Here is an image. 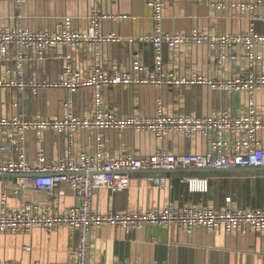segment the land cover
<instances>
[{"label":"crops","instance_id":"crops-1","mask_svg":"<svg viewBox=\"0 0 264 264\" xmlns=\"http://www.w3.org/2000/svg\"><path fill=\"white\" fill-rule=\"evenodd\" d=\"M250 0H177L169 2L163 11L162 27L166 32L205 31L210 34L245 32L250 29L251 14L247 11L230 12L228 6ZM93 0H31L21 8L12 3H0V24L13 21L21 16L22 23L31 30H53L61 20L70 17L75 29L86 31L89 25ZM100 13L110 15H132L126 21H113L106 18L101 23L104 33H114L120 39L108 41L101 48V70L111 73L116 69L130 70L137 52L143 62L153 66L154 48L147 42L138 41L140 37L151 33L155 28L154 12L144 0L103 1L98 6ZM256 15V16H255ZM255 15V29L264 35V7H259ZM230 52L243 54L246 49L236 46ZM216 47L209 45H187L178 48H164L163 66L176 69L181 75L198 72L209 78L228 79L244 74L249 61L227 64L219 71L216 64ZM254 70L264 72V46H255ZM71 56L75 67L84 77L92 74L96 68L94 50L89 44L79 48L52 47L47 59L38 65L26 67L25 79L36 83H55L63 74ZM14 64L0 63V79L16 78ZM95 88L84 86L80 89L64 87H40L36 94L30 89L0 87V118H13L23 113L27 117L49 116L62 118L72 112L76 117H85L93 110ZM105 106L119 116H152L160 99L171 114L204 117L215 112L237 113L245 109L249 96L245 91H228L224 88H212L207 85L195 86H155V85H107L101 88ZM254 101L258 113L264 118V93H256ZM240 135L227 131L223 138L233 141ZM264 138V132L260 133ZM213 135H194L186 137L173 134L158 139L152 133H138L132 129L89 128L75 134L74 153L76 158L82 151L94 152L98 145L113 153L130 151L137 157H145L157 149L172 154H206L211 150ZM69 137L65 132L46 130L38 133L30 130L26 134V160L35 165L40 153L49 161L69 156ZM17 157V151L12 154ZM152 172L137 170L128 173L129 184L120 192L102 188L94 196V209L98 212L124 213L146 211L169 204L184 205L191 199L221 207L225 198L231 196L234 204L240 207H252L239 203V197L245 193L246 184L259 182L264 173H221L197 174L210 179L211 190L204 196L191 197L185 185L181 183L183 175L171 171L164 173L171 187L162 189L152 187L148 176ZM21 177L0 178V201L3 184L11 186L9 204L19 207L25 203H35L52 210H65L76 205L77 199L68 184L61 185L66 196L52 198L46 193H36L30 189L15 192V184ZM264 192L262 186L251 189L252 193ZM259 207V206H255ZM254 207V208H255ZM264 207V206H260ZM1 210V204H0ZM75 234L67 227H59L48 232L41 226H35L30 232L20 234L0 233V261L30 264L40 261L43 264H68L70 251L76 243ZM90 259L92 264H262L264 255V233H227L223 229L211 231L196 229L189 233L175 223L168 226L146 225L134 228L116 224H103L93 229L91 236ZM25 247H31L26 250Z\"/></svg>","mask_w":264,"mask_h":264},{"label":"built area","instance_id":"built-area-1","mask_svg":"<svg viewBox=\"0 0 264 264\" xmlns=\"http://www.w3.org/2000/svg\"><path fill=\"white\" fill-rule=\"evenodd\" d=\"M31 0H0V3H12L21 8ZM82 1V0H77ZM89 25L86 31L74 28L70 17H65L53 30H31L26 28L21 16L13 17V21L0 24V63L14 64L16 78H1L0 87H15L21 90L30 89L34 94L40 87H64L80 89L93 86L95 94L93 110L85 117H76L68 112L62 118L49 116L27 117L20 113L13 118H0V174H38L35 177L19 178L15 184V192L30 189L36 193H46L52 198L66 196L61 185L68 184L77 199L76 205L65 210H52L35 203H25L19 207H11L9 195L11 186L8 181L3 184L0 210V233L20 234L30 232L35 226H41L48 232L59 227L69 228L76 237V243L70 251L71 261L68 264H92L90 259L91 236L93 229L103 224H116L121 227L134 228L146 225L168 226L177 224L189 233L196 229L211 231L223 229L227 233H264V207H240L226 197L225 204L216 207L192 199L184 205L169 204L167 207H156L146 211L104 214L94 209V196L102 188L120 192L129 184L128 173L137 170L152 172L148 176L150 185L156 189L171 187L165 171L204 169V168H263L264 167V118L258 113L254 96L264 93V72L254 70L255 46H264V35L255 29V15L259 7H264V0H250L228 6L230 12L247 11L251 14L250 29L245 32H229L210 34L205 31L166 32L162 27L163 11L171 1L177 0H144L153 9L155 28L139 39L153 45V66H147L141 53L134 56L130 70L116 69L111 73L101 70V48L108 41L119 38L114 33H104L101 23L109 18L113 21H126L132 15H110L100 13L98 6L103 1L93 0ZM218 0V5L224 4ZM256 16V15H255ZM89 44L94 50L96 68L88 77L75 67L71 56H67L66 68L62 77L55 83H36L25 79L26 67L38 65L47 59L48 50L52 47L79 48ZM187 45H209L216 47V64L219 71L227 64L249 61L248 70L222 78H209L198 72L181 75L176 69L163 66L164 48H178ZM236 46H243L246 52L237 54L230 52ZM107 85H155L163 86H195L207 85L212 88H224L228 91H245L249 101L244 110L231 113L215 112L204 117L171 114L162 101L157 102L154 115L119 116L110 111L104 104L101 88ZM132 129L138 133H152L158 139L173 134L186 137L194 135H213L210 140L211 150L206 154H172L163 149L145 157H137L130 151L113 153L102 145L94 152L82 151L76 158L74 153L75 134L84 129ZM30 130L38 133L46 130L65 132L69 137V156L49 161L44 153H40L35 165H31L25 157L26 134ZM227 131L237 133L239 138L225 141ZM17 151V157L12 154ZM191 197L204 196L210 193L211 183L206 176L186 174L181 178ZM30 250L31 247H25ZM0 264H21L2 262ZM30 264H43L35 261ZM264 264V255H262Z\"/></svg>","mask_w":264,"mask_h":264},{"label":"water","instance_id":"water-1","mask_svg":"<svg viewBox=\"0 0 264 264\" xmlns=\"http://www.w3.org/2000/svg\"><path fill=\"white\" fill-rule=\"evenodd\" d=\"M171 172L165 171L164 173ZM176 172L180 173H191V174H221V173H264L263 168H225V169H217V168H204V169H187V170H176ZM38 174H0V178H9V177H35Z\"/></svg>","mask_w":264,"mask_h":264},{"label":"rangeland","instance_id":"rangeland-1","mask_svg":"<svg viewBox=\"0 0 264 264\" xmlns=\"http://www.w3.org/2000/svg\"><path fill=\"white\" fill-rule=\"evenodd\" d=\"M262 186L264 189V177L259 179V182H254L253 185L247 183L246 184V191L239 197V203L242 205H248V206H264V192L261 194L252 193L251 194V189L255 187H260ZM231 197V196H230ZM232 198V197H231ZM226 200V198H225ZM232 202L234 203V199L232 198Z\"/></svg>","mask_w":264,"mask_h":264}]
</instances>
